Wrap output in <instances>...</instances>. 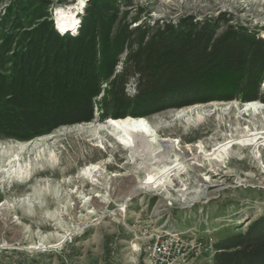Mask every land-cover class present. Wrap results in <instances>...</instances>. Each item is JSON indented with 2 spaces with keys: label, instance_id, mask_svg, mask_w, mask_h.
<instances>
[{
  "label": "rangeland",
  "instance_id": "rangeland-1",
  "mask_svg": "<svg viewBox=\"0 0 264 264\" xmlns=\"http://www.w3.org/2000/svg\"><path fill=\"white\" fill-rule=\"evenodd\" d=\"M92 1L112 4L103 12L115 20L110 35L125 25L134 28L191 17L212 20L218 34L238 28L264 39V0H0V21L9 20L22 3L28 11L42 8L44 16L32 21V28L51 22L60 37L76 36ZM80 4L76 26L60 31L56 10ZM10 24L0 30L10 34ZM125 56L124 52L118 57L120 62ZM105 88L101 85L95 102ZM126 92L134 93L132 83ZM246 105L215 101L142 119L177 151L202 145L205 155L248 126L251 116L237 117ZM93 112L90 123L62 126L30 141L0 137V264H144L145 252L157 236L179 233L191 240L198 235L215 244L226 232H243L264 216L263 149L230 147L224 162L206 161L199 168L186 162L178 181L184 191L141 189L122 200L118 191L145 182L146 170L170 166L174 152L153 153L156 164L124 152L103 129L111 119H99L95 106ZM262 120L264 111L257 115V121ZM13 157L18 161L9 164ZM91 165L100 168L101 178L94 186L82 176ZM44 168L46 176H37ZM93 197L98 210L89 204ZM46 223L52 227L45 229ZM212 257L205 253L187 264H212Z\"/></svg>",
  "mask_w": 264,
  "mask_h": 264
},
{
  "label": "trees",
  "instance_id": "trees-1",
  "mask_svg": "<svg viewBox=\"0 0 264 264\" xmlns=\"http://www.w3.org/2000/svg\"><path fill=\"white\" fill-rule=\"evenodd\" d=\"M111 5L88 4L76 36L60 37L51 22L32 28L42 8L22 3L0 21L11 23L10 34L0 30V137L26 142L90 123L94 106L99 119H138L215 101L264 104V39L238 28L218 34L212 20L191 17L110 35ZM212 264H264V216L220 237Z\"/></svg>",
  "mask_w": 264,
  "mask_h": 264
},
{
  "label": "bare ground",
  "instance_id": "bare-ground-1",
  "mask_svg": "<svg viewBox=\"0 0 264 264\" xmlns=\"http://www.w3.org/2000/svg\"><path fill=\"white\" fill-rule=\"evenodd\" d=\"M82 3V2H81ZM81 4L76 8H69L64 10H56L55 13V22L57 28L65 32L69 29H72L76 26L78 18L80 16ZM264 111V105L260 103H247L244 107L243 111L237 114V117L243 118L244 116H251L252 119L249 122L248 126L239 131V133L233 138L231 141L220 145L218 148H214L212 152L208 154L202 155L200 150H203L202 145H200L197 149L185 148L183 150L177 151L173 144L167 139H160L155 130L150 127L146 120L142 118L134 119V118H125V119H111L107 125L103 127L105 132L112 137V141L119 146L123 147L124 152H129L132 154H136L137 157H142L148 159L153 162L152 155L160 153L164 150L169 152H174L175 160L169 164L170 166L160 167L156 171L146 170V179L145 182L137 183L134 182L133 185L129 188L128 191L124 192L122 190L118 191L117 195L120 198L126 199L133 196L141 189H155L161 190L163 188L173 187V188H181V191H184V186L180 185V176L182 172L185 171V163L189 162L194 167L199 168L200 164L208 161L209 163L217 164L224 162L227 151L231 147H239L245 149H260L264 150V120L261 122L257 121V115L261 114ZM142 119V120H141ZM262 125V128H259V125ZM154 148L153 152L150 153L149 148ZM157 150H155V148ZM23 147H20V150H23ZM258 151V152H259ZM154 153V154H153ZM157 156V154H156ZM18 161L17 157H13L12 160H9V164ZM42 162L41 159L37 160ZM38 162V163H40ZM154 163V162H153ZM158 163V161H157ZM156 164V163H154ZM190 164V165H191ZM204 164V163H203ZM48 170L40 169L37 172V176L44 177L46 176ZM83 178L94 186L93 182L99 181L100 176V168L97 166L91 165L85 172L82 174ZM182 183V182H181ZM76 196H74V200H76ZM96 198L93 197L92 201L89 203L91 206H95L98 209L100 207L96 204ZM50 222V221H49ZM45 229H49L52 226L48 223L44 225Z\"/></svg>",
  "mask_w": 264,
  "mask_h": 264
},
{
  "label": "built area",
  "instance_id": "built-area-1",
  "mask_svg": "<svg viewBox=\"0 0 264 264\" xmlns=\"http://www.w3.org/2000/svg\"><path fill=\"white\" fill-rule=\"evenodd\" d=\"M214 241L205 243L198 235L187 240L182 234L157 236L148 246L144 264H187L203 254H214Z\"/></svg>",
  "mask_w": 264,
  "mask_h": 264
}]
</instances>
